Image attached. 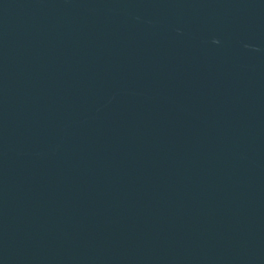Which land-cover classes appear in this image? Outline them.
Returning a JSON list of instances; mask_svg holds the SVG:
<instances>
[{"label": "water", "instance_id": "95a60500", "mask_svg": "<svg viewBox=\"0 0 264 264\" xmlns=\"http://www.w3.org/2000/svg\"><path fill=\"white\" fill-rule=\"evenodd\" d=\"M0 264H264V0H0Z\"/></svg>", "mask_w": 264, "mask_h": 264}]
</instances>
